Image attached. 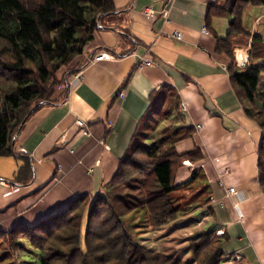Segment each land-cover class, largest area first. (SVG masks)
<instances>
[{
    "label": "crops",
    "instance_id": "0c3cea01",
    "mask_svg": "<svg viewBox=\"0 0 264 264\" xmlns=\"http://www.w3.org/2000/svg\"><path fill=\"white\" fill-rule=\"evenodd\" d=\"M215 1L115 0L117 13L105 20L83 54L58 73L59 80L71 73L65 77L66 99L44 104L17 134L15 155L0 157V233L34 226L81 197L100 195L117 174L135 133L151 124L156 100L173 90L178 110L145 144L153 145L164 130L174 129L183 136L175 142L178 155L195 152L174 174L187 214L159 230L137 221V242L185 261L180 254L188 242L216 231L226 239L225 258L264 264V191L258 169L264 131L245 113L244 96L229 72L232 66L242 71L264 60L251 61V42L237 45L232 58L218 51L217 37H226L229 27L219 15L208 23L209 5ZM245 11L252 24L244 30L264 40V6ZM176 33L182 38L172 37ZM102 51L110 57L92 61ZM237 52L249 57L245 68L237 67ZM143 58L156 65L137 69ZM77 72L83 74L80 81L73 79ZM62 88L57 87L59 95ZM78 120L85 122L89 135ZM29 162L33 179L18 184L15 177ZM231 188L236 189L233 196Z\"/></svg>",
    "mask_w": 264,
    "mask_h": 264
},
{
    "label": "trees",
    "instance_id": "16d2710c",
    "mask_svg": "<svg viewBox=\"0 0 264 264\" xmlns=\"http://www.w3.org/2000/svg\"><path fill=\"white\" fill-rule=\"evenodd\" d=\"M253 5L264 6V0H217L209 5L208 23L216 15L229 18L226 37H217L220 53L232 58L237 45L251 42V61L264 60V40L244 30V11ZM116 13L115 0H0V157L15 155L17 134L44 104L66 99L65 77L71 73L68 70L61 80L58 73L83 54L96 31ZM229 72L244 96L245 113L264 131V107L257 106L264 103V64L242 71L232 66ZM60 85L64 91L59 95ZM164 92L157 105L153 102L151 124L135 133L133 145L104 191L95 199L81 197L34 226L0 233V264H193L151 251L134 242L131 234V229L137 234V221L159 230L187 214L174 174L195 152L178 155L175 142L183 136L174 129L164 130L153 145L145 144L178 110L175 92ZM262 140L258 169L264 191ZM32 179L29 162L20 168L15 182L26 185ZM225 242L216 231L197 236L190 244L194 263L221 264ZM27 244L39 251L30 261L25 257L35 256Z\"/></svg>",
    "mask_w": 264,
    "mask_h": 264
},
{
    "label": "built area",
    "instance_id": "2783aa9c",
    "mask_svg": "<svg viewBox=\"0 0 264 264\" xmlns=\"http://www.w3.org/2000/svg\"><path fill=\"white\" fill-rule=\"evenodd\" d=\"M207 33H209V32L207 31ZM172 37H174L176 39H181L182 38L180 33H176ZM108 57H110V55H108L106 52H99L93 57L92 61L95 62V61L106 59ZM236 64H237V67H239V68H245L249 64V57L246 54H243L241 52H237V54H236ZM155 65H156V63H155V61L152 58H145V59L143 58L139 62L138 66H137V69L142 70V69H144L146 67H152V66H155ZM73 77H74L73 78L74 80L80 81L82 79V77H83V74H82V72H77ZM58 89H62L63 90L62 86H58ZM118 96H119L120 99H123L125 97V91H121ZM185 108H186L185 105H183V109L184 110H185ZM77 124H78L79 127H81L82 131L86 135L90 134V132H89V130L87 128V125L85 124L84 121L78 120ZM235 193H236V189L235 188L229 189V195L233 196Z\"/></svg>",
    "mask_w": 264,
    "mask_h": 264
},
{
    "label": "rangeland",
    "instance_id": "374dc122",
    "mask_svg": "<svg viewBox=\"0 0 264 264\" xmlns=\"http://www.w3.org/2000/svg\"><path fill=\"white\" fill-rule=\"evenodd\" d=\"M247 8V7H246ZM245 13H246V11H245ZM248 13V12H247ZM227 20V26L229 27V18H227L226 19ZM251 24H252V22H251V19H250V17L248 16V14L246 15V20H245V17H244V25L246 26V28H250V26H251ZM228 33V32H227ZM196 215H197V217L198 218H201L202 217V214H201V212H198V213H195ZM137 219H138V217H137ZM136 219V220H137ZM129 227H130V225H129ZM129 227H127V228H129ZM148 229H149V226L147 227ZM139 231H141V230H138V233L141 235V233L139 232ZM134 229H131V234H132V239H133V241L134 242H137V239L135 238V236L133 235L134 233ZM184 237H187V236H184ZM135 238V239H134ZM196 237H194L193 239H195ZM178 239V238H177ZM181 238L179 237V241L180 242H182L181 240H180ZM193 239H192V241H193ZM192 241H190V242H186L187 244H186V246H185V252L183 251L182 252V254H180L181 255V257H183V254H184V257H185V261L184 262H190V263H193V264H195L194 263V259H193V255H192V252H191V250H190V244H191V242ZM25 244V243H24ZM25 247H26V249L28 250V252H30V253H32L33 254V256H35L34 258H31V257H28V256H26L25 257V260H27V261H30L31 259H35L36 257H38V253H39V251L37 250V249H33V247L30 245H25ZM181 249H183V248H181ZM188 252H189V256H187L188 255ZM186 257H188V258H186ZM20 259V258H19ZM21 260V259H20ZM223 262L221 263V264H240V261L238 260V261H234L232 258H224L223 260H222Z\"/></svg>",
    "mask_w": 264,
    "mask_h": 264
},
{
    "label": "bare ground",
    "instance_id": "6f19581e",
    "mask_svg": "<svg viewBox=\"0 0 264 264\" xmlns=\"http://www.w3.org/2000/svg\"><path fill=\"white\" fill-rule=\"evenodd\" d=\"M102 52H105V51H102ZM96 55V54H95ZM61 86V85H60Z\"/></svg>",
    "mask_w": 264,
    "mask_h": 264
}]
</instances>
